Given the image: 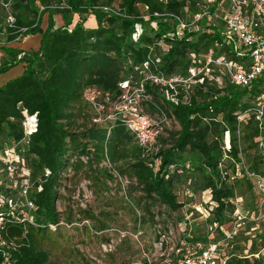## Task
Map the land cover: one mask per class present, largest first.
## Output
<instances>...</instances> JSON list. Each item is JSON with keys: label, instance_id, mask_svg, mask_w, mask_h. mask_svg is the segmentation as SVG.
I'll return each mask as SVG.
<instances>
[{"label": "trees", "instance_id": "obj_1", "mask_svg": "<svg viewBox=\"0 0 264 264\" xmlns=\"http://www.w3.org/2000/svg\"><path fill=\"white\" fill-rule=\"evenodd\" d=\"M4 1L9 3L8 11L15 21L6 27L7 40L0 45L6 56L0 61V73L21 62L25 65L20 75L0 85V152L8 150L9 161L27 167L29 175L0 168V210L4 213L0 264H45L49 255L39 236L56 231L64 220L57 205L62 174L70 169L84 170L94 183L108 189L111 182L117 181L102 165L105 159L131 184L139 186L148 203L147 211L152 202L167 211L164 218H156L152 224L151 248L158 229L167 230L170 224L175 228L178 222H186V231L180 235L188 241L206 242L209 236L222 235L237 216L233 182L241 175L249 177L242 169L240 152L244 153L248 171L264 175L258 144L264 132H260L251 110L264 85V73L249 86L223 79L216 84H197L189 94L180 89L176 101L169 98V88L147 83L144 89L150 98L143 103L145 111L153 118L170 121L155 147L148 151L119 120L92 122L85 98L86 89L97 87L101 95L115 101L122 95L119 81L139 80L144 61H149L152 72L164 76H185L209 49L239 61L222 41L217 26L209 24L200 33L177 38L172 35L173 23L154 15L186 16L197 11L203 0ZM54 13L62 14L64 26L72 25L73 14H78L79 19L69 32L64 26H54ZM44 14L45 29L41 26ZM85 14L94 17L95 27L84 25L81 16ZM5 15H0V24ZM158 19L157 30L148 34L145 25ZM136 24L144 31L135 41L132 33ZM36 33L41 34L36 50L24 51L9 45ZM29 115L36 116V129L27 135L23 121ZM79 118L86 121L80 122ZM171 122L179 128L173 130ZM226 131L228 150L223 149ZM237 133L242 147L237 143ZM82 156L87 157L86 162ZM180 195L187 202L178 200ZM196 195L198 201H194ZM26 198L31 207H27ZM251 201L256 205L258 196ZM183 205L188 208L179 213ZM104 228L103 225L100 230ZM250 245L249 254L253 256L258 252L257 244L252 241ZM228 255L226 264H264L259 257L253 256L250 261L248 254H236L234 247ZM140 264H145L143 256Z\"/></svg>", "mask_w": 264, "mask_h": 264}, {"label": "built area", "instance_id": "obj_2", "mask_svg": "<svg viewBox=\"0 0 264 264\" xmlns=\"http://www.w3.org/2000/svg\"><path fill=\"white\" fill-rule=\"evenodd\" d=\"M0 5L9 10L8 2L0 0ZM198 6L197 11L189 12L186 16L159 12H154V15L172 22L174 30L172 35L177 38L200 33L207 29L209 24L220 26L218 29L222 41L231 47V50L237 54L240 60L229 59L225 54L216 55L213 49H209L200 58L198 66L194 65L187 69L185 76H164L161 73L152 72L149 61H144L139 70V74H142L139 80H135L133 83L130 79L119 81L118 86L122 90V95L115 101L110 103L101 101L99 99L100 91L90 88L85 90V98L95 110L92 122L103 124L119 120L144 150H152L157 144V138L163 134L165 126L169 125V121L165 117L153 118L145 111L143 103L150 98L144 89L147 83L159 84L169 88L171 90L168 93L169 98L176 101L180 89L189 94L193 86L197 84L206 82L216 84L221 83L223 79L229 83L249 86L252 80L264 73V0H220L216 2L203 0L198 3ZM14 21V15L8 11L0 27L5 32L6 27L13 26ZM64 28L69 32L72 30L71 25L64 26ZM21 30L25 31L26 28ZM143 31V26L136 24V29L132 33L133 39L136 41ZM21 38L24 39L25 37ZM251 110L257 120L260 132H264V85L255 97ZM237 119L240 120L241 116L238 115ZM23 126L27 135L35 131L36 116H26ZM258 144L264 160L263 136L259 137ZM229 147V132L226 131L223 149L228 150ZM9 154L8 150L0 152V158L3 157V160L8 164L6 169L10 172L23 170L22 174L27 177L29 169L9 161ZM224 156L227 157V154L224 153ZM82 160L86 162L87 157L82 156ZM241 163L244 172L248 176L255 177V186L258 188L259 197L263 202L264 175L248 171L243 162ZM102 165L109 170L117 182H120L126 192L128 183H130L129 179L120 174L108 159H105ZM27 189L28 183L23 192L26 193ZM234 202L237 208V216L230 221L228 228L222 235L216 238L209 236L206 242L183 239L180 233L186 231L184 229L186 222H178L175 225L176 229L171 224L167 230L158 229V237L152 243V248L145 250L143 246L141 247L145 264H226L229 257L228 252L234 247L235 239L239 236L246 220L250 221L246 218L243 209V198L236 196ZM9 204L13 209L17 206L12 201H9ZM26 205L27 207L32 206L28 198H26ZM186 221L190 224L189 217H186ZM3 222L4 213L0 210V244H2ZM211 228L210 226L208 229ZM139 234L140 231L135 234V237L138 238ZM187 235L191 237V232L189 234L187 232ZM253 256L258 258L260 252L253 254Z\"/></svg>", "mask_w": 264, "mask_h": 264}, {"label": "rangeland", "instance_id": "obj_3", "mask_svg": "<svg viewBox=\"0 0 264 264\" xmlns=\"http://www.w3.org/2000/svg\"><path fill=\"white\" fill-rule=\"evenodd\" d=\"M7 12L8 10L2 7L0 15L3 16ZM25 17H28L27 14ZM71 19V26H73L79 19L78 14H73ZM81 19L85 26H90L93 20L89 14L82 15ZM42 20V26H45L47 14ZM53 20L55 27L65 25L64 17L60 13H54ZM159 21L148 22L145 25L146 32L150 35L153 34L157 30ZM218 27L220 28V26ZM38 37L39 33H36L29 35L28 39L26 37L21 38L19 43L14 41L9 45L13 47L32 45L35 38ZM26 39L27 41H24ZM6 40V34L0 27V45H4ZM1 51L0 61L6 57ZM21 63H18L19 66L16 64L17 66L14 65L0 73V80L20 75L22 72L18 71ZM90 89L102 93V90L97 87ZM99 99L108 103L111 102L103 95H100ZM88 107V115L92 118L95 110L89 104ZM144 109L146 110V107ZM149 113L156 116L155 112L149 111ZM79 121L86 120L79 118ZM170 126L173 130L179 128L178 124H173V122ZM237 138V143L242 147L243 144L239 140L238 133ZM240 156L244 167H247L244 153L240 152ZM228 163L230 162L228 161ZM7 166V162L1 157L0 168L6 169ZM22 171L19 173L24 175ZM62 175L61 185L58 188L60 197L57 205L64 220L56 231L39 236L42 247L49 255L45 264H140L142 260L141 247L151 248L154 237L152 224L156 218H164L163 214L167 212L164 206L152 202L148 205L149 210L147 211L148 203L142 198L143 193L139 186H134L133 183H128L129 187L125 192L120 182H116V184L111 182L108 189H105L100 183H94L91 177L88 178L84 170L74 172L70 169ZM194 176H196L197 185H200L201 179L198 172ZM244 179L246 180L243 181ZM233 185L235 195L243 198V209L246 218L250 220L249 222L246 220L239 236L235 239V252L238 255L248 254L250 261H252L254 257L249 254L250 244L255 241L258 252H260L259 258L264 259V244L262 245L264 242V201L262 202L259 197L260 193L255 186V177L245 178L241 175L234 180ZM255 195L258 196V203L253 205L251 199ZM178 200L187 202L182 195L178 196ZM198 200L199 195H196L194 201ZM185 208L188 206L183 205L178 212L182 213ZM151 215L155 217L151 218ZM103 225L106 228L100 230ZM251 226H255V228H251ZM138 231L140 234L136 238L135 234Z\"/></svg>", "mask_w": 264, "mask_h": 264}, {"label": "crops", "instance_id": "obj_4", "mask_svg": "<svg viewBox=\"0 0 264 264\" xmlns=\"http://www.w3.org/2000/svg\"><path fill=\"white\" fill-rule=\"evenodd\" d=\"M44 15H45V14H44ZM44 15H43V17H44ZM42 19H43V18H42ZM90 19H91V18H90ZM92 19H93V20H92L91 25H90L89 27H95V25H96V22H95L94 17H93ZM42 24H43V20H42L41 26H42ZM46 26H47V20H46V22H45V26H42V28L45 29ZM26 38L28 39L29 36H26ZM27 39L24 40V41H27ZM40 39H41V35L39 34V37H38V38H35L34 43H33L32 45H27V46H24V47H23V46L18 47V46L16 45V46H14V47L19 48V49L24 50V51L36 50V49L39 48ZM18 43H19V42H18ZM1 52L4 54L3 51H1ZM20 65H21V66H20L18 72H23V70H24V65H25V64H24V63H21ZM16 66H17V65H16ZM18 66H19V64H18ZM10 78H12V77H9V78H3L2 80H0V85H2L4 82H6V81H7L8 79H10Z\"/></svg>", "mask_w": 264, "mask_h": 264}]
</instances>
